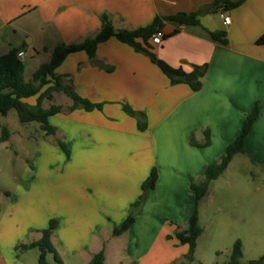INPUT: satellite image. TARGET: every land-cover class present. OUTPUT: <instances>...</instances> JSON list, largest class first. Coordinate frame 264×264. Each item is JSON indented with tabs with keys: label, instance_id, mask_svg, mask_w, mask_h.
<instances>
[{
	"label": "crops",
	"instance_id": "obj_1",
	"mask_svg": "<svg viewBox=\"0 0 264 264\" xmlns=\"http://www.w3.org/2000/svg\"><path fill=\"white\" fill-rule=\"evenodd\" d=\"M213 2L0 0V56L13 48L25 50L36 61L33 75L41 64L50 61L57 46L95 37L103 16L116 30L133 31L152 24L157 16L198 12ZM224 14L231 18L229 25L223 23ZM199 22L195 26L166 22L162 30L166 38L161 45L152 46L157 58L173 68L191 72L195 66H207L197 92L184 83L173 85L147 52L136 51L115 37L98 46L95 61L85 52H77L56 69L58 75L67 76V84L79 96L103 104V110L88 112L78 107L69 111L73 101L64 96L66 111L49 121L57 128V138L71 148L73 161L63 178L49 185L46 183L51 176L43 167L37 173V185L31 189L18 186L13 194H0V264H29L22 255L17 257L15 247L38 240L39 231L32 232L48 227L50 217L35 225L38 201L61 210L59 215L55 209L61 225L53 243L64 264L65 256L81 257L88 264L101 250L108 264V254L114 249L110 250L109 240L102 235L111 232V226H121L152 169L158 170L159 180L146 197L162 189L167 208H179V196L194 193L191 183L220 160L241 134L244 120L256 104L260 113L245 139L246 153L237 154L221 177L228 183L227 200L235 204L231 213L234 225L242 221L249 228L254 216L257 232L264 230V181L250 187L249 181L238 184L242 181L227 178L238 156L253 167L261 163L251 158L264 162V45L256 44L264 35V0H245L231 11L203 13ZM221 31L227 34L226 45L212 37ZM37 57L45 59L37 64ZM32 75L25 80H31ZM56 95L53 104L62 106L55 103ZM25 101L34 105L36 97ZM123 104L146 114V131H139L136 119L125 113ZM207 132L208 147L191 145V138L204 144ZM43 135L47 136L45 132ZM146 200L139 215L146 213L150 218L152 210ZM191 214L192 210L185 221ZM138 223L137 215L126 233L113 237L114 264H134L135 260L147 264V228L142 224L139 228Z\"/></svg>",
	"mask_w": 264,
	"mask_h": 264
},
{
	"label": "trees",
	"instance_id": "obj_2",
	"mask_svg": "<svg viewBox=\"0 0 264 264\" xmlns=\"http://www.w3.org/2000/svg\"><path fill=\"white\" fill-rule=\"evenodd\" d=\"M245 0L233 2L232 0H214L210 5L202 7L198 12L193 13H177L168 17H155L152 24L137 30H116L108 17L103 16L101 29L93 38H87L78 44H61L57 46L51 55V59L47 63H43L33 73L31 80H25V63L19 60L17 54L20 49L13 48L5 55L0 56V115L7 116L12 110L16 111L19 122L22 124L38 123L41 130L47 136L55 135L57 128L50 124V118L60 114L63 110L62 106L52 104L49 108L44 107L45 101H52L55 93H63L73 101V105L69 111H74L78 107L90 112L94 110H103V104L93 103L88 99L79 96L72 85L67 84V76H60L56 73V69L65 61V59L77 52H85L88 57L95 61L97 48L100 44L107 42L115 37L122 43L133 47L136 51L147 52L153 62L158 65L161 71L170 79L173 85L187 84L195 92L199 91L203 85V79L207 72V66H195L191 72H186L182 68H173L167 63L158 59L153 52V43L151 38L156 32L163 30L166 22L177 23L184 26L199 25V16L203 13H219L231 11L239 7ZM213 39L226 45L228 43L226 32H217L212 34ZM166 37H164L165 39ZM257 45H264V35L257 41ZM36 97L34 105L29 104L25 100ZM123 110L129 116L137 121L139 131L144 132L148 129V120L144 112L135 111L129 105L123 104ZM260 113L259 105L256 104L252 111L244 120L241 134L227 147L225 153L219 161L209 165L197 183L191 184V190L195 193L196 209L191 216L187 228L177 230L174 234L177 242L183 246H187L185 260L192 262L195 259L197 241L203 234V228L200 224L198 214V204L207 195L210 185L213 181L220 178L228 169L233 158L237 154H245V139L250 134L253 125L257 121ZM204 144H198L191 138V145L196 147H208L210 145L209 133ZM10 139L9 129L5 126L2 128L1 142H7ZM60 148L65 152L67 157L70 156L68 146L63 142H59ZM254 163L258 162L251 158ZM158 170L153 168L147 179L141 185V194L139 199L131 205L130 215L124 221L121 227L115 228L114 236L126 233L135 223L134 211L141 207L144 199L149 191L156 188L158 182ZM58 228L57 220H50L47 228L39 231L41 237L30 243H19L15 247L17 257L23 251L36 249L39 251L38 264H64L54 243L53 235ZM170 239V237H169ZM52 255L54 262L48 260V256ZM243 249L240 240H237L233 246L230 259L224 264H264V257L255 260H249L242 263ZM105 252L93 255L88 264H105ZM180 264H186L182 262Z\"/></svg>",
	"mask_w": 264,
	"mask_h": 264
},
{
	"label": "rangeland",
	"instance_id": "obj_3",
	"mask_svg": "<svg viewBox=\"0 0 264 264\" xmlns=\"http://www.w3.org/2000/svg\"><path fill=\"white\" fill-rule=\"evenodd\" d=\"M44 59L45 57H37V64L44 61ZM35 63L36 61L34 58L30 56H27L25 59L24 74L27 79L31 77ZM56 94L58 93H55L54 96ZM64 96L66 98L65 94H58L55 99V103H61L62 108L66 101ZM53 101L54 100L46 101V106H51ZM5 126H7L12 133V138L5 144L0 141V194H4L5 192H11V194H13L18 186L24 190L31 189L34 183L37 185V173H39L43 167L48 168L47 172H49L51 176L50 181L46 183L47 185L57 179L63 178L64 171L68 169L67 165L71 160L73 161L71 148L68 145L70 151L69 157H67L65 152L57 145V142L62 140L57 138L56 135L48 137L43 135V130L40 129L38 123H20L18 115L14 110L10 111L7 116L0 115V137L2 135V128ZM263 166L264 164L259 165V167H253L250 163H247L242 156H238L227 178L242 181L240 183L237 182L238 184L249 181L250 187L252 185H256L255 187H257L258 184H262L264 181ZM201 178L193 183H197ZM227 184L224 177H221L218 182L213 183L208 195L198 204L197 210L200 224L203 228V234L197 241L195 259L192 262H187L185 260L187 246L179 244L175 240L174 234L177 230L186 228L187 222L191 216L187 221H185V219L190 210H192V214L194 213L196 209L195 194L186 193L180 195L179 197L182 199V202L179 204V208L175 209L167 208L164 204L165 197L163 196L164 190L162 189L151 195L152 197H146L148 200V208L152 210L150 218L146 213L139 215L146 198L141 207L134 211L135 222L137 215L139 218V228L141 224L144 229L147 228L146 240L148 242V248L144 253V256H148L146 263L180 264L186 262V264H224L230 259L233 246L237 240H240L242 243V263L264 257V230L257 232L258 227L256 222L258 221L254 216L249 228H247L246 225L243 226L242 221L234 225L231 213L232 207L235 204L229 203L227 200ZM189 194L192 196L193 202L189 200V198H191ZM36 207L37 216H39L35 224L36 226L40 225L42 223V218L45 217H50L48 224L50 220L54 219L58 221V227L61 225V218L55 214L56 209L60 215V209H57V207H55V209L54 207L50 208L49 203L46 201L36 202ZM131 210L132 207L130 206L129 215ZM111 228L113 229H111V232H104L102 235L103 239L109 240L110 250L114 249V252L111 251L108 254V264H114L113 256L116 252V241L113 239V237H117L113 235V231L116 227L111 226ZM41 230L43 229L37 228V230L32 233H38V231ZM141 253L142 251L140 254ZM20 255H22V260L29 264L38 263L39 251L36 249L23 251ZM48 260L51 263H55L52 255L48 256ZM65 262L66 264H84V259L81 257L72 258L65 256ZM138 263V260H135L134 264Z\"/></svg>",
	"mask_w": 264,
	"mask_h": 264
},
{
	"label": "built area",
	"instance_id": "obj_4",
	"mask_svg": "<svg viewBox=\"0 0 264 264\" xmlns=\"http://www.w3.org/2000/svg\"><path fill=\"white\" fill-rule=\"evenodd\" d=\"M223 23L224 25H229L231 23V18L229 15H223ZM165 34L162 30L156 32L155 34H153L152 38H151V42L154 45H161L163 40H164ZM19 60H21L22 62L25 63V59L27 58L28 54L25 50H19L18 54H17Z\"/></svg>",
	"mask_w": 264,
	"mask_h": 264
}]
</instances>
